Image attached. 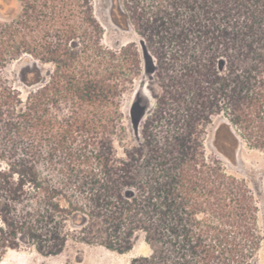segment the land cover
I'll return each instance as SVG.
<instances>
[{"label": "trees", "instance_id": "16d2710c", "mask_svg": "<svg viewBox=\"0 0 264 264\" xmlns=\"http://www.w3.org/2000/svg\"><path fill=\"white\" fill-rule=\"evenodd\" d=\"M15 1L0 21V259L22 239L123 253L141 234L150 254L130 264H253L255 194L204 144L222 117L217 154L264 152V0H111L135 35L118 48L92 0ZM24 57L23 100L4 70ZM138 79L159 85L152 105Z\"/></svg>", "mask_w": 264, "mask_h": 264}, {"label": "rangeland", "instance_id": "374dc122", "mask_svg": "<svg viewBox=\"0 0 264 264\" xmlns=\"http://www.w3.org/2000/svg\"><path fill=\"white\" fill-rule=\"evenodd\" d=\"M92 3L94 16L103 30L101 41L103 46L118 48L135 39L132 31H123L113 23L111 19V0H92ZM18 12L19 5L15 0H0V21H7L17 15ZM31 66L32 60L29 57H24L4 70V76L19 91L23 100L26 98L30 87L20 80V71L31 69ZM42 76H45V72L42 73ZM140 84L142 85L141 89L152 105L155 96L160 93L159 85L153 83V91H151L146 87L147 81L145 79H138L135 83V90L140 87ZM131 99L132 95H126L121 108L125 116V126L129 130L131 126L126 117L128 116ZM223 120L222 117L215 118L212 126L208 128L204 144L205 152L208 157L220 160L228 174L245 180L250 190L254 192L258 208L257 223L263 240L253 264H264V152L250 149L245 144H241L237 150L234 163L217 154L212 141L215 127ZM128 137H132V134L129 133ZM149 254L150 248L141 234L133 237L131 248L123 253L102 246L69 243L59 254L47 255L38 252L33 247H28L22 239L19 247L9 249L2 256L0 264H130L134 258Z\"/></svg>", "mask_w": 264, "mask_h": 264}]
</instances>
